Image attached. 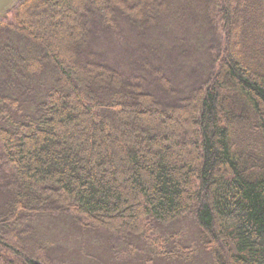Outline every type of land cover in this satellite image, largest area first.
Returning <instances> with one entry per match:
<instances>
[{"label": "trees", "instance_id": "1", "mask_svg": "<svg viewBox=\"0 0 264 264\" xmlns=\"http://www.w3.org/2000/svg\"><path fill=\"white\" fill-rule=\"evenodd\" d=\"M203 3L221 34L211 73L167 103L100 54L91 22L140 32L174 0H19L0 21V264H55L20 227L51 213L165 256L200 250L152 236L189 217L213 264H264V0ZM162 66L151 51L132 63L169 85Z\"/></svg>", "mask_w": 264, "mask_h": 264}, {"label": "rangeland", "instance_id": "2", "mask_svg": "<svg viewBox=\"0 0 264 264\" xmlns=\"http://www.w3.org/2000/svg\"><path fill=\"white\" fill-rule=\"evenodd\" d=\"M18 2L19 0H13L0 13V21L9 20L10 11ZM203 2L204 0H174L175 18L168 17L169 21L154 28L141 29L140 32H117V29L111 32L104 29L100 31V24L95 19L91 22L97 27L96 33L92 32V42L94 41V47L100 54H104L122 74L135 78L159 101L173 102L177 98L175 91L189 94L209 77L214 53L219 50L221 34L219 30V34L216 29L214 31L213 24L203 10ZM32 17H35L33 13ZM120 22V27H130L126 22ZM145 51L163 53V69L160 70L159 76L163 79L168 77L169 85L157 77L150 78L134 71L133 61L140 60ZM171 57L175 59L174 62H171ZM34 93L29 94L31 102L26 110L33 106ZM180 222L169 226L164 223L156 225L152 232L153 238L160 237V240L165 242L164 239L168 238L162 231L178 230L181 243L192 242V248H196V243L198 244L200 250L197 253L192 252L187 256L181 252L176 256H165L157 253L137 234L113 232L103 228L82 229L65 214L37 215L29 222L21 221L20 227L34 228L44 240L41 243L48 245V249L39 247L47 250L55 264H213L210 252L203 250L199 242L196 221L188 217ZM119 234L122 237L116 236ZM172 242L176 243V240L169 241ZM175 245L178 248V245Z\"/></svg>", "mask_w": 264, "mask_h": 264}, {"label": "water", "instance_id": "3", "mask_svg": "<svg viewBox=\"0 0 264 264\" xmlns=\"http://www.w3.org/2000/svg\"><path fill=\"white\" fill-rule=\"evenodd\" d=\"M13 0H0V13L4 11Z\"/></svg>", "mask_w": 264, "mask_h": 264}]
</instances>
